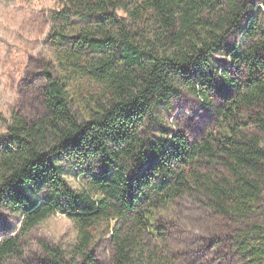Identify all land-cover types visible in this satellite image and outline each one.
<instances>
[{"label": "trees", "instance_id": "trees-1", "mask_svg": "<svg viewBox=\"0 0 264 264\" xmlns=\"http://www.w3.org/2000/svg\"><path fill=\"white\" fill-rule=\"evenodd\" d=\"M251 1L62 0L51 34L59 70L98 93L81 115L46 71L44 115L14 113L0 137V209L21 215L22 235L55 214L78 231L70 255L45 247L42 264H95L105 239L110 264H178L158 217L185 196L217 219L209 243L221 264H264V25L247 19ZM234 34L242 46L230 44ZM212 92L227 106L216 132L196 143L148 137L174 98L209 104ZM66 166L87 175L86 189L67 183ZM20 253L17 238L3 241L0 264Z\"/></svg>", "mask_w": 264, "mask_h": 264}, {"label": "rangeland", "instance_id": "rangeland-1", "mask_svg": "<svg viewBox=\"0 0 264 264\" xmlns=\"http://www.w3.org/2000/svg\"><path fill=\"white\" fill-rule=\"evenodd\" d=\"M251 2L247 19L256 17L264 25V0ZM61 7L62 0H0V137L6 133L14 113L29 120L44 115L46 71L53 72L68 87L76 103L75 109L81 115L85 113L86 99L98 93L88 81L67 80L59 70L51 34L55 13ZM229 41L236 47L244 43L239 34H234ZM214 62L217 67L227 69L230 78L243 81L242 71L231 66L227 56L216 54ZM226 93L231 99L236 96L231 89ZM225 107L223 98L216 92L211 93L209 104L184 93L172 100L170 109L161 110L160 125L146 130V133L154 141L181 134L190 143H196L218 130L217 112ZM63 176L73 189L87 188L89 179L80 171L66 166ZM158 224L162 226L169 253L178 264L224 262L212 251L209 243L217 219L199 202V198L185 196L177 200L170 211L158 217ZM21 226L20 214L0 209V243L17 238L21 247V253L8 257L4 264H42L46 258L45 247L60 248L70 255L77 244L76 226L60 214L51 216L27 235L21 234ZM93 254L95 264H110L112 245L107 239L102 240ZM229 260V257L225 259V264H229Z\"/></svg>", "mask_w": 264, "mask_h": 264}]
</instances>
